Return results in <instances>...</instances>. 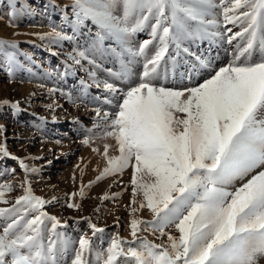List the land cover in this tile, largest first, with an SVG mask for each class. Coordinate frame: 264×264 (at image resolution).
I'll list each match as a JSON object with an SVG mask.
<instances>
[{
    "label": "snow or ice",
    "instance_id": "obj_1",
    "mask_svg": "<svg viewBox=\"0 0 264 264\" xmlns=\"http://www.w3.org/2000/svg\"><path fill=\"white\" fill-rule=\"evenodd\" d=\"M19 6L11 5L13 16ZM44 7L49 20L61 14L63 27L35 35L57 47L74 45L56 75L64 79L83 71L85 76L76 77L82 98L98 102L101 97L89 93L95 87L105 104L115 101L114 111L92 109L93 128L82 141H114L102 153L93 148L106 166L96 181L66 193L64 204L80 210L73 202L77 195L83 199L92 183L131 168L132 197L125 206L131 239L117 233L104 248L105 228L90 217L83 219L91 236L85 232L73 240L59 231L67 221L47 211L59 198L37 195L30 179L42 168L11 153L4 136L0 161H17L25 176L16 184L0 180V203L7 205L0 207V264H257L264 256V0H71L63 6L46 0ZM141 33L148 38L137 42ZM205 41L209 49L223 48L227 64L217 67L215 57L184 47ZM181 53L195 62L178 61ZM19 55L17 41L0 38V66L9 82L24 68ZM105 57L118 61L120 70L97 63ZM180 63L187 70L178 73ZM134 65L142 68L139 74ZM64 95L76 105L71 92ZM5 107L13 115L28 111L20 101L0 100V111ZM46 107L62 105L54 100ZM112 148L117 155L109 154ZM14 172L0 167V176ZM17 188L22 194L10 202L6 194ZM121 195L105 193L101 199ZM145 209L151 219L137 215ZM145 231L166 240L157 243Z\"/></svg>",
    "mask_w": 264,
    "mask_h": 264
},
{
    "label": "rangeland",
    "instance_id": "obj_2",
    "mask_svg": "<svg viewBox=\"0 0 264 264\" xmlns=\"http://www.w3.org/2000/svg\"><path fill=\"white\" fill-rule=\"evenodd\" d=\"M64 1L56 0V2L61 6L64 5ZM24 2L26 4V7L30 8L29 10H33L32 11L34 12L33 18L28 19L27 11H25L24 13H19L17 11L18 8L23 7L22 0H14V3L11 0L0 1V5L2 6L0 10V18L3 17L2 18L3 20L0 21V38L12 39L18 42L19 52H20L19 60L24 65V68L20 72H18L17 79L14 82H9L6 71L3 69L2 66H0V100L8 99L11 101H20L21 107L28 109V111L22 113L20 117L24 122V126H28L29 128H33L34 130L40 127L39 130L43 131L42 132L43 135H46L47 142L52 141L61 145V146L59 145L60 148L62 149L61 154L66 153L67 158L62 160L63 165L61 166V168L57 169V172L53 174L51 181L54 180L56 182H61L66 185L68 184L67 187H69L70 183L74 182L76 187H74L73 192L75 191L79 192V189L82 185L87 186L89 185L90 181H96V177L100 174V171H102L103 168L106 166L105 158L100 153L94 152L93 148L99 147L100 152L102 153L104 144L105 143L114 144V141L111 138L102 139L101 137V139L96 140V142L98 141L97 144H95L96 142H94V140L96 138H94L92 141V143L94 142L93 144L91 143L90 145H85L82 143V141L86 136L89 135V133L87 134L80 131L75 137L79 143H76V141L73 143V139L69 135H67V133H71V135H73L72 129H68L69 127L62 128L61 125L58 127H54V129H52V126L50 127V129L49 128L47 129V123H44V121L41 122L40 118L47 115L50 116V114H45L46 112L44 111L47 108L46 107L47 103L48 104L53 103L54 100L60 103L62 100H64V98H66V95L64 94L69 92L72 93V96L75 99H78L76 100V104H78L79 102H84L86 104L91 103L92 105H96L97 103H102V105L104 106V107L101 106L102 112L107 110L109 112L113 111L115 101H113L112 106L105 104L102 101L103 100L102 93L98 91L95 87L90 88L89 93L90 96L101 97V99L98 102H90V98H82L80 92L78 91L79 85L76 77L85 76V73L83 71L78 72L76 74V77H66L64 79H60L56 75V73L63 71L64 62L67 59V53L72 51L74 45L65 42L62 47H57L55 45L50 44L48 40H40L38 36L35 34L49 32L51 31L53 25H61V27H63V17L59 12H56L52 15V20H49L48 16L45 14L44 6L46 1L44 0H42V2L40 1L37 2V0H24ZM69 2L71 3V0H69ZM12 4L20 5L19 7L16 8L15 16L12 15L13 12V8L11 7ZM9 7H11L10 18L12 20H10V18L8 19L6 18L9 15L7 10V8L10 9ZM10 21H12V23H9ZM50 22H54L55 24L54 23L51 24ZM39 27L45 28V30H39L40 29ZM64 30L68 31L69 33L71 32L70 28H65ZM93 31H95V29H93ZM147 38L148 36L146 33H141L138 34V36L136 37V41L139 42ZM80 42L83 43V39H81ZM109 43L112 42L108 41L106 42V45ZM113 46L115 45L113 44ZM184 47H188L191 53H196L197 55L206 54L215 57L216 58L215 65L217 67L224 66L225 64H227L230 58L227 54H225L222 47L213 45L212 48L209 49V45L206 41L199 44L185 43ZM53 52H59L60 54L54 56L52 54ZM177 59L178 61L189 60L190 62L193 63L195 62L193 57L185 55L183 53H181V55L177 57ZM97 63H102L105 69L112 68L114 71L120 70L119 62L114 60L113 58L105 57L103 60L98 59ZM132 67H133V71L137 74H139L142 71V68L139 65H134ZM186 70H187L186 66L183 63H180L177 72L178 73L184 72ZM98 76L101 79H109L107 73L104 71H99ZM109 82L116 83L118 84V86L122 88L125 86L124 83L121 81L109 80ZM46 86L52 89L53 88L59 89V91L52 94L49 98H44L42 97L41 92L43 91L44 88H47ZM33 93L35 95H33ZM14 116L16 118L17 115H13L12 110L9 107H5L2 111H0V120L4 118L5 119L14 118ZM41 125L44 127H41ZM102 126L103 125H101V127ZM61 129L67 131L69 130V131L66 133V135L65 134L62 135L63 133H61ZM37 149H38V145L36 147V150ZM54 151H57V149H55ZM109 154L116 155L117 154L116 149L115 148L110 149ZM98 164L99 165L102 164L103 168L97 172L96 168H98L99 166ZM77 165H79V167H77ZM5 167L6 168L8 167V163L7 165H5ZM73 174H75V180L73 179ZM14 175L15 174L0 176V180H9L12 181L14 184H16L20 180L18 178L13 179L12 177ZM37 177L38 176L36 175H32L30 179L32 180V178L34 179ZM131 178H132V169L129 168L124 171L123 175L117 174L114 176H108L99 182L92 183L90 187H87L90 189V191H86L87 194L83 198L84 202L85 201L87 202L81 203L82 207L80 210L69 208L67 211H69L71 214H69L67 218L60 216L59 218L61 219V222L67 221V225L68 223L72 222L71 223L72 227H74V225L79 227L76 229L77 230L76 232L81 231V234L85 232L89 234L87 230L89 229L87 223L88 221L83 218L90 217L92 219V222L96 223V221L94 220L95 216L93 215L94 212L92 213V210H94L96 207H99V208H103V212H102L103 215L106 218L111 219L113 221L114 227L119 225L118 230L116 231L113 229L115 232L114 233L109 232L110 234L108 237L118 233L121 237L131 239L126 235H124V229L126 227L124 218L129 212L128 208H126L125 206L129 205L131 200V198L128 197V194L132 187V185L130 184ZM236 182H235V186L238 187L241 181H236ZM99 183H106L105 189L101 192H96V193L92 192V189L95 190L98 187ZM33 189L36 192L34 186ZM16 192H21L20 194H22V190L17 188L15 191L10 193L11 194L10 196L11 197H13V195L14 197L18 196L16 195ZM117 192L122 193V195L117 197L115 201L101 199V197L105 193L112 194ZM66 193L70 194V191L67 190L64 194ZM10 196L9 194L6 195V197L8 198ZM78 196L79 195H77V197ZM51 207L53 206H47V211L50 214L52 213L48 210V208L51 209ZM64 207H66L67 209V206L65 204ZM86 209H88V211L84 215L83 212H85ZM76 212H77V216L74 215ZM141 217H143L144 219H151L152 214L151 212L145 209L141 211ZM63 218H65V220ZM63 229L64 228H60L59 231L61 230L64 231ZM66 232L69 233L72 231L70 230L67 231L66 229L65 233ZM173 234L176 233L173 232ZM78 235L80 236V234ZM142 235L147 236L151 240H155L157 243H160L162 239L166 240V237L157 238L156 236H152L150 234V231H145L142 233ZM89 236H91V232ZM107 244H108V240H104L103 247L105 248ZM263 258L264 256H259L257 258V264H264Z\"/></svg>",
    "mask_w": 264,
    "mask_h": 264
},
{
    "label": "bare ground",
    "instance_id": "obj_3",
    "mask_svg": "<svg viewBox=\"0 0 264 264\" xmlns=\"http://www.w3.org/2000/svg\"><path fill=\"white\" fill-rule=\"evenodd\" d=\"M11 1H13V3H14V0H11ZM38 1L42 2V0H37V2ZM44 1H46V0H44ZM66 3L69 4L70 3L69 0H65L64 5ZM22 6L23 7L18 8L17 11L19 13H24L25 11H27L28 19L33 18L34 12H32L33 10H29L30 8L26 7L24 0H22ZM1 8H2V6L0 5V10H1ZM9 8L10 9L7 8L8 13H9L8 17H6L7 19L11 17L10 16L11 7H9ZM2 18H0V21L3 20ZM10 20H12V19L10 18ZM51 20H52V18H51ZM50 23L53 24L54 22H50ZM39 30H45V28H40ZM236 30H238V29H236ZM49 89H52V88L47 87V88L43 89V91L41 92L42 97L49 98L51 96L49 94V91H48ZM76 100H78V99H76ZM57 103H59V102L57 101ZM59 104L62 105V107L55 109V111H53L49 108L48 109L46 108L47 110L46 109L44 110L46 112L45 114H50V116L49 115L43 116V117L47 118V120L44 121V123H47V129L48 128L50 129L51 126H52V129H54V127H58L60 125L62 126V128L63 127L68 128L69 127L68 129H72L73 135H71V133H67L69 130L67 131V130L61 129V133H63L62 135H64V134L66 135V133H67V135H69L73 139V143L75 141H76V143H79L75 137L80 131L88 134V129L93 128L95 113L92 111V109L96 108V107L101 108V106H103L102 103H97L96 105H92L91 103H89L90 104L89 105V104H86L84 102H79L78 104H76L74 106L72 103L68 102L67 98H64V100H62ZM47 105H48V103H47ZM113 111H114V109H113ZM21 114L22 113H19L16 116V118L14 116V118H10V119L4 118V119L0 120V124L3 125V127L5 129V131L3 133H0V138H2L4 136L7 137V145H8L9 151L12 152L15 156L21 157V158H26L25 162L27 164H29V166L42 168V171L40 172V174L36 175L38 177L34 178V179L32 178L33 186L36 189L35 193L37 195H40V196L46 198V199H50L53 196L58 197L60 202L56 203L54 205H49V206H53V207H51V209L48 208V210L55 216H58V217L61 216V217L67 218V216L71 213L69 211H67L69 209L68 207H67V209H66V207H64V201L66 199L64 193L67 190L70 191V194L73 193L74 187H76L75 183L74 182L70 183L69 187H67L68 184L66 185L64 183L56 182L54 180L51 181L53 174L55 172H57V169L61 168V166L63 165L62 160L67 158V154L66 153L61 154L62 149L60 148V146H61L60 144H57V143L52 142V141L47 142L46 135H43L42 134L43 131L39 130L40 127L37 128L38 130L37 129L34 130L33 128H29L28 126H24V122L20 118ZM53 115H55L58 118L55 122L52 121ZM41 122H43V121L41 120ZM41 127H44V126L41 125ZM95 131H99V130H95ZM98 139H101V137L96 138L94 140V142H96V140H98ZM97 142L95 144H97ZM37 145H38V149L36 150ZM55 149H57V151H54ZM117 154H118V152H117ZM0 162H1L0 167L6 168L5 165H7V163H8L7 168L15 169V172L13 173L15 175L12 177L13 179L18 178L20 181H22L24 179L25 174H24L23 170L19 167L17 161H14V160L8 158V159H5L4 161H0ZM102 164L101 165L98 164L100 166V168H99V166H98V168H96L97 172L103 168ZM105 186H106V183H99L98 187L96 188L97 190L92 189V192H94V193L101 192L105 189ZM99 188H100V190H99ZM86 191H90V189L87 188ZM20 193L21 192H16V195H20ZM8 194H9V196L11 195L10 193H7L6 195H8ZM13 197H14V195H13ZM13 197L10 196L9 198L8 197H6V198H8L11 202ZM76 197H75L73 202L80 203V204L84 202V200L79 198V196L77 198ZM128 197L129 198L132 197V187H131V190L128 194ZM85 202H87V201H85ZM6 206L7 205H3L2 203H0V207H6ZM87 211H88V209H86V211L83 212V214L85 215ZM102 212H103V208H99V207H96L94 210H92V213L95 216L94 220L98 224L97 226L106 228L105 233L102 234V239L103 240H109V237H108L109 234L114 233L115 232L114 230L117 231L119 228V225L114 227L113 221L111 219L106 218ZM74 215L77 216V212ZM137 215L141 216V212H139ZM63 219L65 220V218H63ZM130 219H131V215L128 212V214L124 218V222L126 224V227L124 229V235H126L129 238H131L130 230H129ZM71 221H72V219H71ZM71 223L72 222L68 223V227L66 229H67V231L70 230L72 232H69V233L66 232V234H67V236H69L73 240H76L79 236L78 234L81 235V231L76 232L77 231L76 229L79 227L76 225H74V227H72ZM49 227H50V223H49ZM66 229L64 228L63 232H65ZM58 230H60V229H58ZM87 230L90 234L91 230L90 229H87ZM91 235H92V233H91Z\"/></svg>",
    "mask_w": 264,
    "mask_h": 264
}]
</instances>
